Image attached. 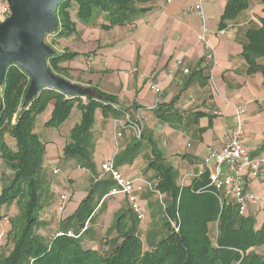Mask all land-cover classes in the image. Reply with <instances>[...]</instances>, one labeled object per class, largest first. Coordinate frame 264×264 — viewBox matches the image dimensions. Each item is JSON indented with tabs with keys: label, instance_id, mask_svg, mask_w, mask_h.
I'll use <instances>...</instances> for the list:
<instances>
[{
	"label": "crops",
	"instance_id": "obj_1",
	"mask_svg": "<svg viewBox=\"0 0 264 264\" xmlns=\"http://www.w3.org/2000/svg\"><path fill=\"white\" fill-rule=\"evenodd\" d=\"M203 3L200 17L192 10L193 0H150L139 4V8L146 10L136 11L129 23L108 28L103 27L108 24L105 13L95 11L93 20L79 22L74 8L71 20L75 23V31L65 37H51L50 43L55 39V51L78 53L59 64L67 69L66 77L80 86L96 88L100 93L111 95L114 105L104 111L98 107L94 112L93 123L81 150L87 158L84 159V167L80 166L78 156L65 157L61 150L70 140L69 131L80 123L82 112L76 107H72L67 119L55 128L59 130L64 126L62 132L53 134L57 140V135H60L64 139L63 144L56 143L51 148L46 144L44 158L76 161L78 169L87 171L94 180L93 184L84 182L80 188L90 185L93 189L103 190L100 200L105 198L102 204L107 198L117 195L107 196L105 185L111 181L108 174L92 171L89 161L91 149H94L93 154L99 158L100 164L113 160L122 175L134 181L137 198L141 191L157 192L155 184L160 177L147 170L154 151L160 154L162 163L172 166L177 185L189 184L202 165L201 158L207 146L220 149L227 140L236 106L241 105L244 111V145L253 155L264 153V72L247 73L241 56L247 29L260 26V20L264 18V0H249L248 8L240 11L235 19L227 20L222 29H219V21L226 0H204ZM203 31L207 33L208 44L213 47L214 61L204 60L206 49L200 41ZM220 31L225 32L220 34ZM258 61L264 66V58ZM184 69L189 71L185 73ZM153 84L161 92L153 91L150 87ZM158 104L169 106L180 118L174 122L162 120L156 114ZM114 106L128 111L117 116ZM51 107L49 104L48 111L42 114L43 123L49 117ZM214 110L219 113L213 114ZM129 124L141 128L140 137L135 135ZM117 132L120 136L115 135ZM151 146L154 149H150ZM51 167L52 171L58 168L56 164ZM57 174L59 168L53 175ZM204 174L209 179L208 172ZM65 176L70 183L63 188L61 196L69 189L74 191L79 187L70 177V170H65ZM246 188L258 200L248 203L244 215L253 217L255 227L259 228L264 222V176L248 179ZM49 190L50 186L45 184L37 233L51 239L57 230L76 232L75 221L64 219L71 216L77 207L70 211L64 208L65 204L62 211L57 209L58 205L52 208L45 199ZM125 200L130 210L126 197ZM224 200L232 202L230 198ZM3 209L0 208V229L7 233L11 228L8 217H12L16 208L13 205L8 212L2 213ZM88 228L80 237L81 243L84 247L98 249L92 237L86 235ZM102 236L106 238L107 235L95 236L97 245ZM107 237L104 242L111 243L115 232ZM121 240L122 237L117 243ZM151 240L150 247L154 244ZM10 248L11 244L8 250Z\"/></svg>",
	"mask_w": 264,
	"mask_h": 264
},
{
	"label": "trees",
	"instance_id": "obj_2",
	"mask_svg": "<svg viewBox=\"0 0 264 264\" xmlns=\"http://www.w3.org/2000/svg\"><path fill=\"white\" fill-rule=\"evenodd\" d=\"M148 1L61 0L56 7L57 27L54 32L46 33L44 40L46 42L47 36L65 37L75 31V23L71 20L74 7L75 16L81 21H88L95 11L105 13L108 24L103 27L108 28L129 23L136 11L146 10L139 8V4ZM248 6L249 0H226L219 29ZM77 55L69 50L55 51L45 61L50 70L67 78V69L59 64ZM241 56L247 73L264 72V66L258 61L264 58V18L260 20V26L247 29ZM29 84L30 78L24 69L14 63L7 66L0 86V158L12 175L0 190V208L4 207L1 211L4 213L14 205L19 214L16 219L8 217L11 228L6 239L11 242V248L7 256L0 259V264H264V255L257 252L264 245V222L256 228L253 217L239 215L237 205L220 198L204 173L194 176L185 186L177 185L172 166L162 163L157 151L152 152L149 165L158 169L156 175L160 177L155 190L167 197L163 204L164 225L168 229L166 237L142 250L140 237L133 228L127 229L122 214L113 226L117 233H121L122 240L106 254L84 247L80 238L83 232L78 237L53 235L45 242L37 233L43 207L41 194L46 182L40 177L45 142L35 132L36 118L46 113L48 105L52 104L50 115L43 124L47 128H57L67 119L72 107L81 110L80 123L69 131L70 140L62 152L65 157L78 156L80 166L84 167L87 158L81 150L93 123L94 112L98 107L103 111L111 109L114 101L111 95L100 93L96 88L91 89L92 94L81 96L46 88L24 104ZM115 109L117 116L128 111L119 107ZM155 110L167 122L180 118L167 105L158 104ZM6 135L13 140V145L7 141ZM112 186L113 182L109 181L105 189ZM90 197L88 194L74 213L64 219L75 221L78 228L75 233L93 216L94 210L88 208ZM212 224L216 233L213 238L209 233Z\"/></svg>",
	"mask_w": 264,
	"mask_h": 264
},
{
	"label": "rangeland",
	"instance_id": "obj_3",
	"mask_svg": "<svg viewBox=\"0 0 264 264\" xmlns=\"http://www.w3.org/2000/svg\"><path fill=\"white\" fill-rule=\"evenodd\" d=\"M75 6V5H73ZM75 8V7H74ZM95 17V12L89 19L90 21L93 20ZM79 22H81L79 19H77ZM51 36H47L46 42L47 44L53 47V49H57L55 46V39L52 43H50ZM50 43V44H49ZM57 45V44H56ZM75 114L72 118H74ZM35 132L37 134V137L40 138L45 142V145L47 144V148L54 147L56 143L58 145L63 144L62 137L60 135H57V138L53 136L54 133L57 134L62 132L64 129V126L59 130H56L55 127L53 128H47L44 127V124L42 122V115H39V117L36 118L35 121ZM62 134V133H61ZM11 145H13V140L9 138L7 135L5 137ZM61 139V140H60ZM46 148V149H47ZM150 149H154L153 146L150 147ZM62 150V149H61ZM60 150V152H61ZM92 153L89 154V161L92 165V171L98 172L101 171V165L99 163V158L93 154L94 149H91ZM52 161V162H51ZM52 163V164H51ZM58 166L59 168V174L53 175L52 174V167ZM42 170L40 172V177L43 178V180L46 182L45 184L50 186V190L47 191L45 199L50 202V205L52 208H56L60 201V194L62 193L63 188L67 186L69 181H67V177L65 176V170H70V177L75 181L76 184L79 185L77 189L74 191H69L65 194V207L67 210H71L74 207H77V205L80 203L81 200H83L88 194L91 195L88 208L93 209V216L89 220V224L87 223V234L90 235L94 241V246L97 248L99 252H102L103 254H106L110 252L115 245L117 244V241L120 239V234L117 233L115 229H113V226L115 224V220L122 215L124 212H126L125 215H123V222L127 225V228H133L135 233L140 237L142 242V250L149 249L150 248V239L155 244L158 242V240L166 237L168 233V229L164 225V214H163V204L165 202L166 194L159 192H143L141 191L140 196L137 198V202L140 207L144 209L145 217L143 220H138L135 213L133 211H130L128 207L126 206V200L125 196L122 194H119L114 197H109L107 200L100 206V204L104 201V198L100 200L101 196L104 195V191L101 189H93L90 185L84 188L82 187L84 182H91V184L94 183L93 178H91L87 171L78 169L76 161L68 160L64 161L61 158H56L54 160H50L48 157L44 158V163L42 164ZM154 174L158 171L155 167L148 166V169ZM12 173L9 168H7L6 164L2 159L0 158V190L4 184H6V181L9 177H11ZM156 187V184H155ZM107 197V196H106ZM44 197H41V202L44 200ZM45 200V201H46ZM100 200V202H99ZM77 202V203H76ZM44 203V201H43ZM96 213V215H94ZM19 212L17 210H13L12 213V219H16L15 217L18 216ZM5 215V214H4ZM4 217V216H3ZM148 220V221H147ZM9 225V223H8ZM6 226L7 228L9 226ZM261 226V225H260ZM214 224L210 226V236L213 238L215 236V229ZM115 232V238L112 239L111 243L104 242L103 239H108L107 236L110 235V233ZM105 234L106 238L102 236L100 239V243L97 245V239L96 235ZM44 241L47 242L48 238H45L46 236H42ZM86 237V236H85ZM0 259L7 256L9 250V245L11 244L10 241L6 239V231H4L2 228L0 229ZM96 244V245H95ZM257 252L264 255V245L260 246V248L257 249Z\"/></svg>",
	"mask_w": 264,
	"mask_h": 264
},
{
	"label": "built area",
	"instance_id": "obj_4",
	"mask_svg": "<svg viewBox=\"0 0 264 264\" xmlns=\"http://www.w3.org/2000/svg\"><path fill=\"white\" fill-rule=\"evenodd\" d=\"M2 1L0 6L2 20L10 13L5 0ZM204 0H193L192 10L196 11L202 17V7ZM200 36V41L206 49L204 60L210 62L214 59L213 47L210 46L206 39V31ZM225 31H220L223 34ZM214 61V60H213ZM189 70L184 69L187 73ZM151 89L156 93L161 92L160 88L153 84L150 85ZM217 110L213 114H218ZM233 125L229 130L227 140L222 145V148L207 146L204 154L202 155L201 167L194 173V176L208 172L209 185L217 191L220 198L231 199L237 205L238 214L243 216L248 203H256L258 198L250 190L246 188L248 179H257L264 176V153L253 155L244 145V125L245 117L243 107L236 106L233 113ZM130 122V121H129ZM122 124V123H120ZM134 130L135 135L140 137L141 128L134 124H129ZM120 136V133H115ZM101 171L108 174L113 182V186L108 190L107 196L122 194L126 197L130 209L135 213L138 220H143L145 217L144 209L139 206L137 202V195L134 193V181L131 178H126L122 175L119 168L113 163V160L102 162ZM53 174L58 172V168L53 169ZM66 195L62 194L61 201L57 206L58 210L63 209ZM175 226V225H174ZM87 221L85 226L75 233L72 230L62 232L57 230L54 236L66 234L69 237H78L86 230Z\"/></svg>",
	"mask_w": 264,
	"mask_h": 264
},
{
	"label": "water",
	"instance_id": "obj_5",
	"mask_svg": "<svg viewBox=\"0 0 264 264\" xmlns=\"http://www.w3.org/2000/svg\"><path fill=\"white\" fill-rule=\"evenodd\" d=\"M5 1L10 13L0 21V86L7 66L14 63L30 78L24 104L46 88L71 96L92 94L89 87L54 73L45 61L55 51L45 42L44 35L57 27L56 7L61 0Z\"/></svg>",
	"mask_w": 264,
	"mask_h": 264
}]
</instances>
